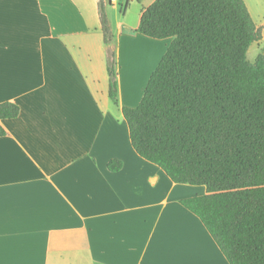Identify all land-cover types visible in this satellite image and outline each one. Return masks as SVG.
Listing matches in <instances>:
<instances>
[{"label": "crops", "instance_id": "1", "mask_svg": "<svg viewBox=\"0 0 264 264\" xmlns=\"http://www.w3.org/2000/svg\"><path fill=\"white\" fill-rule=\"evenodd\" d=\"M154 1L0 0V104L19 107L0 121V264H229L181 204L205 187L173 183L139 157L122 115L172 41L137 32ZM243 1L261 34L253 63L264 56V0Z\"/></svg>", "mask_w": 264, "mask_h": 264}, {"label": "trees", "instance_id": "2", "mask_svg": "<svg viewBox=\"0 0 264 264\" xmlns=\"http://www.w3.org/2000/svg\"><path fill=\"white\" fill-rule=\"evenodd\" d=\"M98 8L107 44L101 1ZM137 32L172 41L139 105L122 109L133 150L173 183L205 187V195L181 204L229 264H264V56L247 59L261 34L244 1L155 0ZM107 72L116 101L112 52ZM18 115L15 104H0V121ZM107 167L116 172L121 162Z\"/></svg>", "mask_w": 264, "mask_h": 264}, {"label": "built area", "instance_id": "3", "mask_svg": "<svg viewBox=\"0 0 264 264\" xmlns=\"http://www.w3.org/2000/svg\"><path fill=\"white\" fill-rule=\"evenodd\" d=\"M111 3L113 2V3H116V2H118V0H109Z\"/></svg>", "mask_w": 264, "mask_h": 264}]
</instances>
